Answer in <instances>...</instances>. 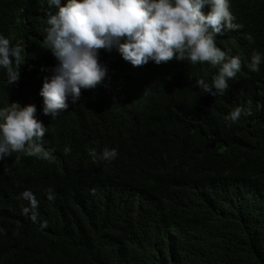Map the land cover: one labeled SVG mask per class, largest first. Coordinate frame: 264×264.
Here are the masks:
<instances>
[{
    "label": "trees",
    "instance_id": "obj_1",
    "mask_svg": "<svg viewBox=\"0 0 264 264\" xmlns=\"http://www.w3.org/2000/svg\"><path fill=\"white\" fill-rule=\"evenodd\" d=\"M231 1L242 30L216 39L264 54V0ZM56 11L48 0H0V34L23 49L18 84L0 68V107L35 96L44 147L70 148L88 165L90 150L114 148L105 168L132 191L104 213V197L78 184L69 154L42 171L41 159L13 152L0 164V264H264V63L252 72L246 60L212 97L174 79L187 65L210 83L199 63L133 67L101 50L105 85L51 120L35 78L21 77L50 63L42 44ZM244 101L257 106L225 123Z\"/></svg>",
    "mask_w": 264,
    "mask_h": 264
},
{
    "label": "clouds",
    "instance_id": "obj_2",
    "mask_svg": "<svg viewBox=\"0 0 264 264\" xmlns=\"http://www.w3.org/2000/svg\"><path fill=\"white\" fill-rule=\"evenodd\" d=\"M48 5L57 11L48 14L46 44H41L50 56V63L54 59L57 63L52 75L44 78L39 95L42 114L51 120L68 108V101L72 107L87 90L105 85L109 69L100 62L101 50L117 53L133 67L173 60L190 65L199 63L207 67L211 82L195 80V75L189 73L190 83L212 97L224 94L228 81L237 76L246 60L252 72H258L264 63V54L259 51L243 55L234 41L224 44L219 36L216 39L226 30L233 33L242 30L231 0H48ZM22 51L21 46L11 45L0 34V68L6 71L8 85L19 82ZM244 104L225 115V123L238 122L243 110L257 106L256 101ZM36 114L34 104L22 106L12 102L0 107L1 165L13 152H23L27 156L19 160L41 159L43 171L60 155L69 154L78 184L94 196L104 197V213L129 197L130 187L117 184L112 178L113 171L105 168L107 162L117 158L116 149L104 148L100 154L90 150L89 165L70 148L48 150L40 143L47 127ZM92 164L100 166L96 173Z\"/></svg>",
    "mask_w": 264,
    "mask_h": 264
},
{
    "label": "bare ground",
    "instance_id": "obj_3",
    "mask_svg": "<svg viewBox=\"0 0 264 264\" xmlns=\"http://www.w3.org/2000/svg\"><path fill=\"white\" fill-rule=\"evenodd\" d=\"M55 66V64L53 63H46V64H39V65H33L32 69L27 71V74L22 78L21 81L27 80L29 79V84H32L33 82V78H35V85H34V95L35 94H39V91L42 87L43 81L45 77H50L52 75V69ZM189 67L187 65H184L183 67L181 66L179 68V72L176 75V77L174 78L176 80V82L179 84V86L181 87H191V83L189 80V69L186 68ZM36 98L35 96L30 99L27 100L23 103H21L22 105H27V104H35L36 103ZM70 101H68V108L65 110L67 111L70 108ZM63 111V112H65ZM62 112V113H63Z\"/></svg>",
    "mask_w": 264,
    "mask_h": 264
}]
</instances>
